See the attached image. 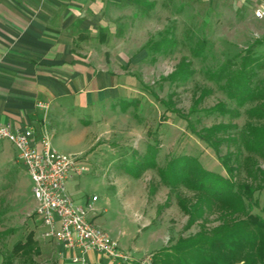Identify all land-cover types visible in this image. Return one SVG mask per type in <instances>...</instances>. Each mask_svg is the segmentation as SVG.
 Wrapping results in <instances>:
<instances>
[{"label":"rangeland","instance_id":"rangeland-1","mask_svg":"<svg viewBox=\"0 0 264 264\" xmlns=\"http://www.w3.org/2000/svg\"><path fill=\"white\" fill-rule=\"evenodd\" d=\"M141 1L145 2L135 5L141 13V25L138 30L134 27L133 34L139 38L141 48L122 51L125 53L124 70L133 83L128 85L129 90L134 91L131 100L137 101L136 105L126 113L99 115L91 131V146L83 154L76 155L83 156L90 169L82 176L92 180L85 187L86 196L95 194L99 205L104 204L106 197L110 199L109 211L105 214L107 220L120 222L122 229L131 227L130 209L121 207L116 198L126 203L130 195L143 196L146 199L144 215L152 220L157 235L163 237L162 249L170 250L180 239L212 231L220 224V215L207 214L189 227L188 216L180 209L178 201L193 200V193L184 187L172 190L163 185L155 169L145 170L137 179L123 166L133 157L145 154L147 146L156 141L158 166L164 167L172 157L186 155L197 159L205 170L228 177L222 159L228 153L235 155L236 146L222 143L215 152L196 134L217 124H232L236 128L228 134L237 135L246 123L264 126V120H250L247 111L252 104L237 107L209 76L227 61L235 70L249 50L252 56L264 61V19H254L253 5L238 0ZM161 34L174 40L166 52L153 50L152 44L161 39ZM202 45L203 54L194 57L193 51ZM182 62L192 75L185 81L169 80ZM254 81H264V68L257 71ZM205 90L210 93L200 100ZM197 99L200 102L195 104ZM219 103H224L233 112L238 111L239 115L232 117L208 112ZM63 152L69 153L67 149ZM5 153L9 161L0 157V264H9L15 243L24 241L30 232L35 235L41 232L31 214L34 207L31 180L15 157V150L7 146ZM249 155L242 151L241 165ZM254 159V167L264 171V158L254 156ZM230 164L235 165V160ZM234 181L250 184L253 180L242 165L234 174ZM253 185L261 188L254 192L246 211L264 217L261 211L264 183L257 180ZM69 187L68 182L66 188ZM135 218H138L137 214ZM140 243L147 244V241L142 239ZM47 244V248L55 249L51 242ZM153 255L137 262L152 264ZM10 264L21 262L12 258Z\"/></svg>","mask_w":264,"mask_h":264},{"label":"crops","instance_id":"crops-1","mask_svg":"<svg viewBox=\"0 0 264 264\" xmlns=\"http://www.w3.org/2000/svg\"><path fill=\"white\" fill-rule=\"evenodd\" d=\"M140 1L0 0V120L14 129L32 128L35 146L47 137L59 153L67 149V154H83L91 146L99 115L126 113L136 105L122 51L141 48L133 35L134 27L138 30L141 25V13L135 9ZM7 146L14 149L6 141L0 143L4 161H9ZM90 182L83 177L71 180L67 193L80 204L97 198L89 219L131 256L118 264H139L164 247L163 237L144 215L143 196L130 195L127 204L116 198L132 214L131 227L122 229L120 222L105 217L111 204L108 197L99 205L95 194L86 196ZM34 221L39 227L35 217ZM142 239L147 244L140 243ZM33 241L38 252L15 257L21 264H72L70 253L57 242L43 240L38 233H33ZM49 242L55 249L46 247ZM86 258L89 264H117L95 252Z\"/></svg>","mask_w":264,"mask_h":264},{"label":"trees","instance_id":"trees-1","mask_svg":"<svg viewBox=\"0 0 264 264\" xmlns=\"http://www.w3.org/2000/svg\"><path fill=\"white\" fill-rule=\"evenodd\" d=\"M150 6L153 7V4ZM173 44L174 40L162 37L161 34V39L152 45L154 51L166 52ZM203 50L202 45L193 51L194 57H200ZM231 66L230 61L225 62L217 71L210 73V80L216 82L220 90L229 100L235 102L237 107L251 103L252 106L247 111L250 120H264V81H254L257 71L264 68V61L252 56L249 50L244 53L235 70L231 69ZM191 75L188 66L182 62L169 76V80L185 81ZM209 93V90H205L200 100ZM200 100H195V104ZM208 112L229 114L232 117L239 115L238 111L227 109L224 103L217 104ZM235 128L232 124H217L196 134L215 152L222 143L236 146L235 155L228 153L222 159L227 178L205 170L197 159L186 155L172 157L164 167L158 166L156 141L147 146L145 154L133 157L123 166L137 179L145 170L155 169L163 185L172 190L184 187L193 193V200L178 201L180 209L188 216L189 227L197 220L204 219L207 214L220 215V224L212 231L180 239L170 250L157 251L152 257V264H264V217L246 211L247 204L250 205L253 200L254 192L261 188L253 184L257 180L264 183V171L254 167V156L264 158V126L248 122L240 133L229 135L228 132ZM242 151L250 154L242 164L247 176L254 181L250 184H238L234 181V174L242 168L239 161ZM233 159L235 165L230 164ZM261 211L264 213V207ZM37 252L33 233L30 232L24 241L15 243L8 263H11L12 258L28 257Z\"/></svg>","mask_w":264,"mask_h":264},{"label":"built area","instance_id":"built-area-1","mask_svg":"<svg viewBox=\"0 0 264 264\" xmlns=\"http://www.w3.org/2000/svg\"><path fill=\"white\" fill-rule=\"evenodd\" d=\"M252 4V16L264 19V0H238ZM38 107L45 108L42 103ZM34 130L26 127L14 129L0 120V143H10L31 180V193L35 202L33 216L39 221L40 237L57 242L70 253L72 264H89L87 253L95 252L111 263L126 262L130 253L119 248L118 241L92 222L88 214L93 210L94 196L90 203L80 204L67 193L66 184L89 172L83 156L55 151L47 137L40 145L33 144Z\"/></svg>","mask_w":264,"mask_h":264}]
</instances>
